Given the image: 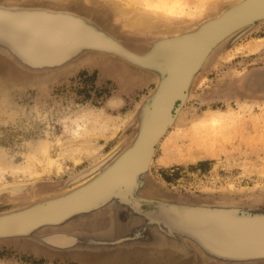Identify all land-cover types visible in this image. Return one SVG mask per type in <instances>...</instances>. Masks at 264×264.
Listing matches in <instances>:
<instances>
[{"label": "rangeland", "instance_id": "374dc122", "mask_svg": "<svg viewBox=\"0 0 264 264\" xmlns=\"http://www.w3.org/2000/svg\"><path fill=\"white\" fill-rule=\"evenodd\" d=\"M16 1H24L23 6L30 9L78 15L129 49L158 60L167 57L170 41L194 33L239 0L0 3L12 8ZM141 18L151 23L133 27ZM254 22L213 48L194 74L185 100L175 102L174 121L155 145L143 175L145 185L135 193L145 211L157 212L165 200L186 207L213 205L234 216L264 215V18ZM138 66L115 54L89 49L43 79L20 82L11 94L0 93V166L9 167L3 180L21 187L1 192L0 214L87 182L133 145L140 115L165 74L164 68ZM35 72L0 52V73L5 78L23 80ZM89 111L95 113L86 123L87 131L91 130L71 137L73 121ZM103 124L105 128L100 127ZM81 145H99V153L88 158L82 154L76 162L66 149ZM33 153L38 159H33V172L17 170L27 167ZM50 156L56 162L49 166ZM167 160L171 162L166 164ZM0 264L167 263L155 262L140 245L90 251L52 247L33 238H0Z\"/></svg>", "mask_w": 264, "mask_h": 264}, {"label": "water", "instance_id": "95a60500", "mask_svg": "<svg viewBox=\"0 0 264 264\" xmlns=\"http://www.w3.org/2000/svg\"><path fill=\"white\" fill-rule=\"evenodd\" d=\"M23 2L12 8L0 3V52L36 72L23 80L0 73V93L11 94L20 82L43 79L89 49L145 68H164L165 74L140 115L132 146L87 182L0 214V238H33L52 247L90 251L140 245L155 262L167 264H264V215L234 216L230 210L165 200L151 213L135 196L145 184L155 145L174 121L175 102L185 100L194 74L215 46L264 18V0L234 4L194 33L170 41L167 57L158 60L129 49L78 15L30 9ZM211 31L214 36L208 39Z\"/></svg>", "mask_w": 264, "mask_h": 264}, {"label": "bare ground", "instance_id": "6f19581e", "mask_svg": "<svg viewBox=\"0 0 264 264\" xmlns=\"http://www.w3.org/2000/svg\"><path fill=\"white\" fill-rule=\"evenodd\" d=\"M240 1V0H239ZM238 1V2H239ZM232 2V1H231ZM163 4V3H162ZM234 5V4H233ZM3 6H5V5H3ZM166 8V7H165ZM49 10H50V8H48ZM59 10V9H58ZM62 10H64L65 11V9H62ZM150 17H151V19L153 20V16H151V15H149ZM139 17V16H138ZM211 17V16H210ZM136 18V17H135ZM135 18L133 19V21H135ZM149 18V17H148ZM148 18H141V19H136V22H134L135 23V25L133 26V27H136V25H137V27L139 26V25H142V26H144V25H147L148 23H149V21L148 20H150V19H148ZM86 19V18H85ZM133 21H132V23L131 24H133ZM156 21V20H155ZM263 21V20H262ZM154 22V21H153ZM150 23H151V20H150ZM228 23H230V21L228 22ZM228 23H226V24H228ZM253 23V22H252ZM255 23V22H254ZM91 24H93V23H91ZM130 24V25H131ZM226 24H224V25H226ZM251 27V26H250ZM244 28V27H243ZM177 33V32H176ZM244 33V32H243ZM210 35H209V38L208 39H210L212 36H214V32L213 31H211L210 33H209ZM235 35V34H234ZM113 36V35H112ZM116 37V36H115ZM117 38V37H116ZM208 40H206L205 39V42H207ZM204 42V40H202L201 41V43H203ZM153 45V44H152ZM168 51V50H167ZM166 51V52H167ZM149 52V51H148ZM154 52V51H153ZM105 53V52H104ZM107 53V52H106ZM147 54V53H146ZM150 54V53H149ZM116 56V55H115ZM15 62V61H14ZM127 62V61H126ZM204 66V65H203ZM139 67V66H138ZM205 67V66H204ZM203 67V68H204ZM154 69V68H153ZM158 69H160V68H158ZM261 69V68H260ZM259 69V70H260ZM150 70V69H149ZM199 71V70H198ZM144 73V72H143ZM148 73V72H147ZM149 75V74H148ZM257 75V74H256ZM162 76V75H161ZM264 80V79H263ZM264 83V82H263ZM262 83V84H263ZM254 86V85H253ZM256 86V85H255ZM260 86V85H259ZM260 88H261V86H260ZM121 101V100H120ZM112 104V103H111ZM146 105V104H145ZM145 107V106H144ZM230 107V106H229ZM116 108V107H115ZM182 108V107H181ZM183 109V108H182ZM85 111V110H84ZM93 111V110H92ZM95 111V110H94ZM102 111H103V109H102ZM96 112V111H95ZM100 112V111H99ZM98 112V113H99ZM141 112H142V110H141ZM92 113H94V112H88V113H84V114H82V116L79 118V119H77V120H75V121H73L74 122V125L72 126V128L70 129V131H71V137H72V135L73 136H77V135H80L83 131H85V129H86V123H87V121H89V119L90 118H92L91 116L93 115ZM106 113V112H105ZM109 113V112H108ZM95 114V113H94ZM222 115V114H221ZM232 116V115H231ZM234 116V115H233ZM232 116V117H233ZM228 117V116H227ZM178 118V117H177ZM211 118V117H210ZM95 119L98 121V119L99 118H97L96 116H95ZM131 119H132V117H131ZM225 119V118H224ZM91 121V120H90ZM131 121V120H130ZM140 121V120H139ZM201 121V120H200ZM99 122V121H98ZM176 122V121H175ZM208 123V122H207ZM98 124V123H97ZM109 123L108 122H106V126L108 125ZM111 124V123H110ZM202 124H204V123H202ZM100 125V124H99ZM176 125V124H175ZM91 127V126H90ZM101 128H105V124H103L102 126H100ZM116 127V126H115ZM83 128V129H82ZM96 128H98L97 126H93V129H96ZM113 129V128H112ZM91 129H89L88 128V131H87V129H86V132H89ZM83 134V133H82ZM111 134V133H110ZM85 136V135H84ZM83 137V136H82ZM95 137V136H94ZM99 137H100V135H99ZM77 139V138H76ZM85 139V138H84ZM67 140V139H66ZM93 140V139H92ZM87 141H89V140H87ZM67 143V142H66ZM74 143V142H73ZM79 143V142H78ZM61 144V143H60ZM62 145V144H61ZM64 145V144H63ZM118 147V146H117ZM99 148H100V146L99 145H81V146H77V147H71V148H68V149H66V151L67 152H69L70 153V157L71 158H73L76 162H79L80 161V156L82 157V154H84V155H86L87 156V158L88 157H91V156H93V155H95L97 152H98V150H99ZM103 148V147H102ZM44 149V148H43ZM49 150V149H48ZM36 153V152H35ZM35 153H33V155H29L28 156V163H27V167L26 166H21V167H18L17 168V170H20V171H29V172H33V170H32V167H35V165H34V158H36V154ZM66 153V152H65ZM99 153V152H98ZM40 155V154H39ZM206 155H209L208 153H206ZM54 158V157H53ZM37 159V158H36ZM84 159H86L85 157H84ZM83 159V160H84ZM38 160V159H37ZM45 160V159H44ZM53 162H56L55 160H53V159H51V156L50 157H47V162H46V164L47 163H50L49 164V166L50 165H52V163ZM171 161L170 160H167L166 161V164L167 163H170ZM44 164V163H43ZM42 165V164H41ZM107 165V164H106ZM64 166V165H63ZM48 167V166H47ZM149 167V166H148ZM46 168V167H45ZM52 168V167H51ZM9 169V167H7L6 165H3V166H0V195H1V192H3L4 190H6V189H9V190H11V191H18V190H20L21 189V187L19 186V184L18 183H14V184H11V185H7L5 182H4V180H3V176H4V172L5 171H7ZM15 169V168H14ZM88 169V168H87ZM81 172V171H80ZM34 173H39V171H36V169L34 170ZM86 173V172H85ZM87 174V173H86ZM74 175V174H73ZM145 176V175H144ZM16 177V176H15ZM24 179V178H23ZM74 179V178H73ZM8 180V179H7ZM15 180V179H14ZM13 180V181H14ZM17 180V179H16ZM85 180V179H84ZM26 181V180H25ZM7 182V181H6ZM82 182H83V180H82ZM24 183V182H23ZM145 185V184H144ZM143 187V186H142ZM68 191V190H67ZM7 192V191H6ZM10 195V194H9ZM13 195V194H12ZM16 195V194H15ZM7 196V195H6ZM18 196V195H17ZM13 197H15V196H13ZM25 198V197H24ZM15 199V198H14ZM28 199V198H27ZM44 199V198H43ZM31 200V199H30ZM32 201H34V200H32ZM31 201V202H32ZM36 201V200H35ZM38 201V200H37ZM145 201V200H144ZM143 201V202H144ZM29 203V202H28ZM177 204V203H176ZM24 205V204H23ZM219 206V205H218ZM16 207V206H15ZM20 207H22V206H20ZM186 207V206H185ZM212 207H213V205H212ZM211 207V208H212ZM220 209V208H219ZM224 209V208H223ZM14 210V209H13ZM8 211V210H7ZM156 212V211H155ZM245 212V211H244ZM243 214V213H242Z\"/></svg>", "mask_w": 264, "mask_h": 264}]
</instances>
